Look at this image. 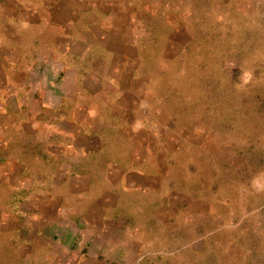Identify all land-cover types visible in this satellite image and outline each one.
I'll return each instance as SVG.
<instances>
[{
  "label": "crops",
  "instance_id": "1",
  "mask_svg": "<svg viewBox=\"0 0 264 264\" xmlns=\"http://www.w3.org/2000/svg\"><path fill=\"white\" fill-rule=\"evenodd\" d=\"M170 2L0 0V222L59 263L134 264L184 208Z\"/></svg>",
  "mask_w": 264,
  "mask_h": 264
},
{
  "label": "rangeland",
  "instance_id": "2",
  "mask_svg": "<svg viewBox=\"0 0 264 264\" xmlns=\"http://www.w3.org/2000/svg\"><path fill=\"white\" fill-rule=\"evenodd\" d=\"M168 11L172 62L168 56L162 67L163 41L150 59L186 140L180 156L190 166L179 185L187 199L165 236L150 233L134 264H264V0H173ZM4 225L3 217L0 264H73L25 245Z\"/></svg>",
  "mask_w": 264,
  "mask_h": 264
},
{
  "label": "clouds",
  "instance_id": "3",
  "mask_svg": "<svg viewBox=\"0 0 264 264\" xmlns=\"http://www.w3.org/2000/svg\"><path fill=\"white\" fill-rule=\"evenodd\" d=\"M251 73L250 72H245L242 79L245 84H247L251 80Z\"/></svg>",
  "mask_w": 264,
  "mask_h": 264
}]
</instances>
